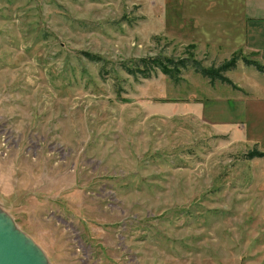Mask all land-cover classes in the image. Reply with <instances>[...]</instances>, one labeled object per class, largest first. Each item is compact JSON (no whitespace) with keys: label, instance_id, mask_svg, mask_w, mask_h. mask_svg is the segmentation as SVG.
<instances>
[{"label":"rangeland","instance_id":"rangeland-1","mask_svg":"<svg viewBox=\"0 0 264 264\" xmlns=\"http://www.w3.org/2000/svg\"><path fill=\"white\" fill-rule=\"evenodd\" d=\"M242 4L0 0V209L49 264H264V83L123 69L230 58Z\"/></svg>","mask_w":264,"mask_h":264},{"label":"crops","instance_id":"crops-1","mask_svg":"<svg viewBox=\"0 0 264 264\" xmlns=\"http://www.w3.org/2000/svg\"><path fill=\"white\" fill-rule=\"evenodd\" d=\"M242 6L249 10L244 8L241 14L234 16L230 25L222 27L223 31L218 33L217 37L213 36L212 30L209 33L203 32L198 42L204 44L207 49L217 51V54H221L222 45H227L230 55L241 51L245 57L254 59L264 66V0H249V2L243 0ZM247 54H251L252 57ZM235 68H239L240 75L244 76V79L240 77L237 80L236 78L231 80L239 91L243 88L248 92V89L254 84H249L250 80L256 81L255 87L257 88L263 85L264 82L260 79L264 77V71H259L253 65H246L243 61H237ZM242 95L228 98L227 107L229 109L246 108L247 103L243 101Z\"/></svg>","mask_w":264,"mask_h":264},{"label":"trees","instance_id":"trees-1","mask_svg":"<svg viewBox=\"0 0 264 264\" xmlns=\"http://www.w3.org/2000/svg\"><path fill=\"white\" fill-rule=\"evenodd\" d=\"M88 59L95 60L100 59L99 56L92 55L90 53H85ZM239 56L234 53L230 58L220 62L215 65L203 66L200 60L196 59L191 52L188 57H171L165 55H154L138 58L129 65L123 64V69L131 75H140L141 77H150L151 71H161L163 74L169 76L170 79L178 82L180 79V73L183 69L187 68L189 65L200 73L203 77L208 78L210 82L218 80L219 82L226 83L228 85L237 88V86L229 79L225 72L236 67L237 60ZM241 59L246 65H253L259 71H264V66L254 59H249L242 56ZM251 158L264 155V152L257 150H251L248 154Z\"/></svg>","mask_w":264,"mask_h":264},{"label":"water","instance_id":"water-1","mask_svg":"<svg viewBox=\"0 0 264 264\" xmlns=\"http://www.w3.org/2000/svg\"><path fill=\"white\" fill-rule=\"evenodd\" d=\"M0 264H49L33 241L0 209Z\"/></svg>","mask_w":264,"mask_h":264}]
</instances>
